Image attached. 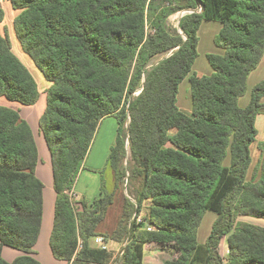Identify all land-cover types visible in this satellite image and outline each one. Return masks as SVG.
<instances>
[{
	"label": "trees",
	"instance_id": "trees-1",
	"mask_svg": "<svg viewBox=\"0 0 264 264\" xmlns=\"http://www.w3.org/2000/svg\"><path fill=\"white\" fill-rule=\"evenodd\" d=\"M18 11L14 31L22 50L50 83L39 130L48 148L56 193L49 245L67 264H107L108 250L91 244L113 203L104 190L91 202L69 195L85 168L99 123L113 116L118 134L108 163L116 187L127 148L130 179L140 181L137 204L148 202L143 223L125 225L132 204L109 236L129 234L124 264H143L144 246L156 243L172 258L165 264H264V142L253 177L250 145L256 116L264 111V79L246 107L238 103L250 73L264 55V0H9ZM192 10L171 28L168 18ZM0 7V24L4 20ZM203 21L221 28L207 53L210 74L192 66ZM168 56L152 63L158 55ZM189 82L191 113L177 106L178 87ZM0 96L22 105L39 99L38 84L0 31ZM127 123V138L122 129ZM38 148L19 111L0 105V264H41L34 256L43 213V183L36 176ZM140 212V210H138ZM206 212L216 214L204 243L197 240ZM136 221V220H135ZM137 222V221H136ZM127 224V223H126ZM103 235V234H101ZM3 246L22 254L12 262Z\"/></svg>",
	"mask_w": 264,
	"mask_h": 264
},
{
	"label": "rangeland",
	"instance_id": "rangeland-1",
	"mask_svg": "<svg viewBox=\"0 0 264 264\" xmlns=\"http://www.w3.org/2000/svg\"><path fill=\"white\" fill-rule=\"evenodd\" d=\"M0 5H1V7H3L4 13H5L4 20L0 24V31L2 33L5 32L10 36L13 51L17 55L22 56L25 64L27 63V65L31 66V69L33 68L32 73L34 74L35 78L38 79L39 83H41L40 79L45 80V78L43 77V74L35 66L32 59L29 57V55L26 54L22 50L20 43L17 40L16 35H15L13 22H14L15 16L18 14V11L14 10L12 8L9 0H0ZM186 13H189V10H179L176 13L172 14L168 18L169 26L171 28H176L179 18H181ZM220 26H221L220 23L216 22V21H208V22L203 21L201 26H200V29L198 32V37H199L198 56L196 57L195 64H194V70L198 75H206V73H207L206 71L210 70V65L206 59V53H218V49L215 48L213 40H214V36L217 35L219 32V30L221 28ZM169 54L170 53L158 55L156 58L153 59L152 63L158 62L159 60L163 59L164 57L168 56ZM256 70H257L256 74L263 73L264 66L261 65V67H258ZM41 87H42V84H41ZM185 95L187 97L186 91H185ZM243 101H244V99H241V101H240L241 105L243 104ZM261 101L264 102V97ZM0 105L6 106V107H9L12 109H16L19 112L21 111L22 113L32 112V111H33V113L34 112L42 113L44 108H45V105H46V94L41 93L40 98L38 99L37 103L35 105H31V106L22 105L18 102H15V101H9L5 97L0 96ZM187 114H189V113H187ZM23 119L26 120L25 118H23ZM38 119H37V121H38ZM32 125H33L34 131H35L36 129L34 127V124H32ZM39 134L41 135V133H39ZM262 134H263V132L259 129L255 140L251 144V145H253L254 143H257L258 149H260V150H262L263 142H264V137ZM40 135H38L35 131V136H36L35 139L38 138ZM122 135H123V137L127 138V123L124 125V127L122 129ZM41 137L42 136H40V138ZM37 142L40 143L39 140H37ZM43 144H44V141H43ZM251 145H250V156L252 157L251 158L252 159L251 165L253 166V164H254V159H253L254 152L252 150ZM44 146H45V144H44ZM38 147H39V156H40L41 161L39 163V167L37 170V176L43 182L45 189H47L48 191H52L53 187L51 185V180H50L51 179V172H50L51 166L48 167V150L45 146V148H46L45 150H47V151L44 153L42 151L43 145L40 146V144H39ZM111 148H112V146H111ZM111 148H110V150H111ZM110 150L108 152V155L106 157V161H105L104 165L99 170H97V173H98L99 179H100V192L102 191L101 189H102V184H103L104 190L106 192L113 193V203L109 207L107 215L104 218V220L98 225L97 232L103 234V235L100 234L99 236H103L105 242L108 245V248H109L108 251L111 253V257H110L109 262L107 264H124V261H123L124 250L123 249L125 248V246L128 243L129 234H126V236L124 237V239L121 242H116V241L111 240L109 238L105 239L104 235L109 236L112 233V231L114 230L115 226L117 225V222L122 217L120 215L122 208H120V207H122L123 204L125 205L127 203V200L130 204H132V211H131L130 215L125 217V225L128 228L132 223H134V222L137 223L135 221L137 215L142 216L143 214L147 213L148 202L144 201L142 203L141 207L140 208L138 207L137 194L140 190V181L130 179V173H131L130 171H131V167H132V161L130 158V152H129L128 148H127V155H126L125 159L122 161V165H121L123 175L121 177V180H120L118 186L116 187L115 174H114L113 168L108 163V156L110 154ZM258 165L256 166V168L258 167ZM46 168H49L48 177L46 175V171H44V170H46ZM90 168L91 167L86 166V169L90 170ZM138 210H140V212H138ZM208 214H210V213H208ZM209 216L210 215L205 216L203 223L201 225L202 228H204L205 222L207 225V222H208L207 220H208ZM207 227L208 226H206V228ZM147 247H148L149 251L152 253V255L149 254V251L147 253V255H149V258H147L146 261L150 262L148 264H165V261H167V259L170 260L172 258V256L169 253H166V251H164V253H161L159 250H155L156 248H160V246L156 245L155 243L154 244H148ZM218 252L221 255L223 262L225 264L226 260H227V256H228V246H227V237L226 236L221 238L219 246H218ZM54 262H56L57 264L59 263V261H56L55 259H54Z\"/></svg>",
	"mask_w": 264,
	"mask_h": 264
},
{
	"label": "crops",
	"instance_id": "crops-1",
	"mask_svg": "<svg viewBox=\"0 0 264 264\" xmlns=\"http://www.w3.org/2000/svg\"><path fill=\"white\" fill-rule=\"evenodd\" d=\"M0 7H1V5H0ZM204 22H208V21H204ZM201 24H200V26H201ZM199 29H200V27H199ZM198 32H199V30H198ZM9 38H10V36H9ZM10 41H11V38H10ZM11 45H12V43H11ZM198 45H199V42H198ZM214 46H215V44H214ZM215 48H217V47L215 46ZM197 49H198V47H197ZM217 49H218V52H221V50L219 48H217ZM12 50H13V47H12ZM17 57L24 63L22 56L17 55ZM263 61H264V55H263L259 65L256 67V69L258 67H261V65L264 66ZM194 64H195V61H194ZM194 64L192 66V72H195ZM24 65L32 73L33 68L31 69V66L27 65V63L26 64L24 63ZM256 69H254L248 77L246 93L242 97H240L238 100V103L241 107H246L248 105V103L250 102V99H251V91H252L253 87L264 79V71H263V73L256 74V71H257ZM206 72H207L206 74H210L212 72L211 67H210V70H207ZM32 75L34 76L33 73H32ZM34 78H35V76H34ZM35 80L38 84L39 98H40L41 93L46 94V89L49 87L50 83L44 79L43 80L40 79L41 83H39L38 79L35 78ZM41 84H42V87H41ZM185 91H186L187 97L185 95ZM241 99H244L242 105L240 104ZM190 101L191 100H190V94H189V82H188V79L186 78L180 83V85L178 87L177 106L184 113H186V114L189 113L187 115H190V113H191V102ZM44 110H45V108H44ZM44 110H43V112H44ZM43 112L42 113H37V112L33 113V111L32 112H25V113H22L21 111L19 112L21 114V116L28 121L27 123H29V126H30L32 133L34 135V139L36 137L35 131L38 135H40L39 133H41L39 130V119L38 118L41 117ZM37 119H38V121H37ZM32 124H34V127L36 129L35 131H34ZM255 126L257 129V134H258V131L260 129L263 132L262 135L264 137V111H262L261 113H259L256 116ZM117 134H118V122H117L116 118L113 116H108V117L102 119V121L99 123V126L97 128V131H96V134H95L94 139L92 141V144L90 146V149L86 155L85 168L80 170L78 178L76 180V183L73 187V193H74L75 198L77 200L85 198L86 200L91 202L93 199H95L101 195L100 179H99V175L97 173V170H99L104 165V163L106 161V157L108 155V152H109L111 146H113L115 144ZM40 136H42L41 138L43 140L40 138ZM40 136L35 139V142H36V145L38 148V154H39V147H38L39 144H40V146L43 145L42 151L44 153L48 150L42 133ZM37 140H39L40 143H38ZM43 141H44V144H45L47 150H45L46 148L43 144ZM251 147H252V150L254 152V154H253L254 155V157H253L254 164H253V166L251 165V163H252V159H251L250 167H249L247 175H246V180L247 181H252V180L256 181L259 177V171H257V175H255L256 177H253V174H254L256 166L259 164V160L261 159L263 152H262V150L258 149L257 143H254L253 145H251ZM40 161L41 160H40V156H39V160H38V163L36 165V170H35L36 176H37V170H38ZM50 166H51V160H50V154L48 151V167H50ZM86 166L91 167L90 170L86 169ZM44 171H46V175L48 177L49 168H46V170H44ZM50 172H51V179L50 180H51V185L53 187L52 166H51ZM55 198H56V193L54 191V187H53L52 191H48L47 189H45V187L43 185L42 223H41L40 234H39L37 243L34 247V249H35L34 256L38 259V261L41 264H57L56 262H54L55 258L52 255L50 245H49V238H50V234H51V231L53 228V222H54ZM120 208H122V207H120ZM208 213H210V214H208ZM206 215H210V216L207 220L208 221L207 225L205 222L204 228H202L201 225H202L203 220H204ZM215 219H216L215 213L206 212L204 214V217H203V219L200 223V226L198 228L197 240L199 243L202 244L205 242L207 236L210 233L212 223L214 222ZM237 220L253 223L256 225H260V226H264V219H262V218H254L251 216L242 215V216H239ZM206 226H208V227L206 228ZM91 244L93 246L97 247V245L94 242V238L92 239ZM148 244H154V243H152V242L147 243L144 246L143 264L150 263V262L146 261V259L149 258V255H147V253L149 251V249L147 247ZM156 245H158V244H156ZM155 250H159L161 253H164V250L161 247L156 248ZM21 254L22 253L20 251L13 249V248H10L8 246H3V248H2V256L8 262H12L15 258L20 256ZM149 254L152 255V253L150 251H149ZM55 260L59 261L60 264H67L64 261L57 260V259H55ZM88 264H91V263H88Z\"/></svg>",
	"mask_w": 264,
	"mask_h": 264
},
{
	"label": "built area",
	"instance_id": "built-area-1",
	"mask_svg": "<svg viewBox=\"0 0 264 264\" xmlns=\"http://www.w3.org/2000/svg\"><path fill=\"white\" fill-rule=\"evenodd\" d=\"M189 12H192V10H189ZM69 195H70V197H71V199H72L73 201L76 200L75 195H74V193H73V189H72V191L69 193ZM136 221H137V223H143L144 227H145L147 230H149V231L155 229V227H154L153 225H151V224H149V223L147 222V220H146V218H145V214H143L142 216L137 215V216H136ZM94 242H95V244L97 245V247L100 248V249H103V250H108V249H109L107 243L105 242V240H104V238H103V236H99V235L96 236V237L94 238Z\"/></svg>",
	"mask_w": 264,
	"mask_h": 264
}]
</instances>
